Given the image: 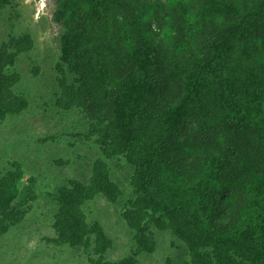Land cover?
I'll return each instance as SVG.
<instances>
[{"label":"trees","instance_id":"16d2710c","mask_svg":"<svg viewBox=\"0 0 264 264\" xmlns=\"http://www.w3.org/2000/svg\"><path fill=\"white\" fill-rule=\"evenodd\" d=\"M53 1L56 104L84 115L100 152L87 183L59 190L53 242L89 264H137L155 228L186 246V264H264V0ZM32 47L27 33L0 43V122L28 108L13 67ZM114 158L131 167L120 217L134 250L106 261L112 241L83 207L121 197ZM22 176L17 163L0 175V238L34 200Z\"/></svg>","mask_w":264,"mask_h":264},{"label":"rangeland","instance_id":"374dc122","mask_svg":"<svg viewBox=\"0 0 264 264\" xmlns=\"http://www.w3.org/2000/svg\"><path fill=\"white\" fill-rule=\"evenodd\" d=\"M53 0H11L0 10V43L9 36L27 33L32 49L18 57L13 70L19 75L14 91L28 101V108L0 122V175L17 163L23 173L19 190L33 182V201L21 223L0 238V264H89L80 250L53 242L52 223L57 214L59 190L70 181L87 183L93 161L100 156L93 140L87 138L86 120L78 111L62 112L57 104L55 65L59 56V25L53 22ZM110 178L122 192L112 204L97 197L84 204L88 222H98L112 241L104 254L116 261L134 250L133 233L120 214L131 198L128 178L131 167L124 159L106 161ZM19 195V199L23 195ZM155 249L140 252L137 264H186V246L168 232L151 229Z\"/></svg>","mask_w":264,"mask_h":264}]
</instances>
